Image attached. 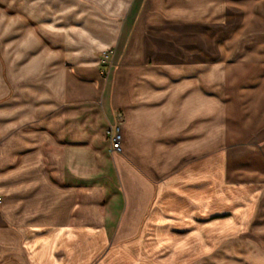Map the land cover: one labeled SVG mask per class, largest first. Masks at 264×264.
I'll return each instance as SVG.
<instances>
[{
    "label": "crops",
    "instance_id": "obj_1",
    "mask_svg": "<svg viewBox=\"0 0 264 264\" xmlns=\"http://www.w3.org/2000/svg\"><path fill=\"white\" fill-rule=\"evenodd\" d=\"M47 16L36 24H48V42L25 21L0 46V264L178 263L175 219L146 216L145 177L159 136L172 139L165 160L195 154L197 111L191 91L181 105V85L166 94L176 104L150 103L165 69L238 82V205L248 215L264 202V0H48ZM123 39L132 74L99 72L98 54ZM165 107L172 120L162 122L153 114ZM113 177L122 193L108 191Z\"/></svg>",
    "mask_w": 264,
    "mask_h": 264
},
{
    "label": "rangeland",
    "instance_id": "obj_2",
    "mask_svg": "<svg viewBox=\"0 0 264 264\" xmlns=\"http://www.w3.org/2000/svg\"><path fill=\"white\" fill-rule=\"evenodd\" d=\"M0 9L5 11L3 14L0 10V46L3 41L7 43L13 40V36L17 34L16 39L20 37L22 33L20 35L19 31L27 28L16 29L17 26L25 25V21L37 36L48 42V24L39 25L41 27L36 24V21L48 18V0H0ZM29 41L28 37L22 39V42ZM125 45L123 39L118 50L99 53L98 71L110 75L125 72L132 74L134 69L123 63L127 53ZM163 72V83L160 80L152 81L158 91L154 93L156 99L150 103L170 106L176 104L177 101L174 102L171 96L166 97V94L173 87L181 85L180 100L183 103L181 105H185L184 101H189L187 94L191 91V102L195 104L197 111L196 152L189 155L186 150L182 152L180 159L165 160L163 157L167 151L163 148L171 149L172 139L166 134L165 137L155 139L154 146L158 148V153L156 151L154 155L156 159L147 162L148 177H145L149 184V208L146 216L151 215L154 209L160 215L175 219L170 233L177 240L172 248L180 251V255L175 256L177 264H264V202L251 201L248 215H244L238 205L241 184L238 159V82L227 81L224 84L223 81H210V84H206L204 70L170 68ZM148 73L150 77L154 74L151 70ZM167 100L170 103H166ZM170 110L171 107H165L162 112H155L153 116L167 122L172 120ZM185 115L187 118V113ZM187 132V128L182 130L181 139L184 141H188ZM113 179L111 182L114 183L108 191L122 193L119 180ZM178 188L180 192L176 191L174 198L171 191ZM106 195L107 193L103 195L98 204L103 215L106 207L112 209L110 206H113L106 205ZM191 206L194 210H191ZM245 216L249 217L244 219V223L242 217ZM171 243L172 241H165V245ZM123 244L121 241L117 246ZM104 252L100 258L104 256ZM160 255L165 262L172 260L170 249H163ZM98 259L91 264H95ZM153 261L150 259L149 264H154Z\"/></svg>",
    "mask_w": 264,
    "mask_h": 264
},
{
    "label": "built area",
    "instance_id": "obj_3",
    "mask_svg": "<svg viewBox=\"0 0 264 264\" xmlns=\"http://www.w3.org/2000/svg\"><path fill=\"white\" fill-rule=\"evenodd\" d=\"M109 145H110V152H120L121 151V135H120V128L117 127L114 130L107 131Z\"/></svg>",
    "mask_w": 264,
    "mask_h": 264
}]
</instances>
